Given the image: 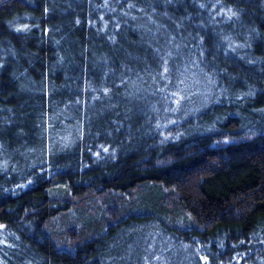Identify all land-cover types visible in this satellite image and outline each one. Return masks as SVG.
<instances>
[{
  "label": "trees",
  "instance_id": "16d2710c",
  "mask_svg": "<svg viewBox=\"0 0 264 264\" xmlns=\"http://www.w3.org/2000/svg\"><path fill=\"white\" fill-rule=\"evenodd\" d=\"M0 264H264V0H0Z\"/></svg>",
  "mask_w": 264,
  "mask_h": 264
}]
</instances>
